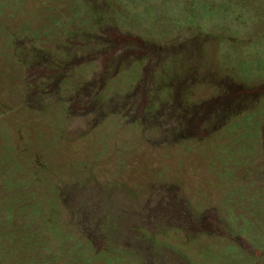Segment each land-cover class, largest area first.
<instances>
[{"label": "rangeland", "instance_id": "374dc122", "mask_svg": "<svg viewBox=\"0 0 264 264\" xmlns=\"http://www.w3.org/2000/svg\"><path fill=\"white\" fill-rule=\"evenodd\" d=\"M1 3L3 198L21 208L41 193L32 202L43 203L44 184H36L50 163L43 147L53 143L57 157L63 141L50 140L56 132L84 135L77 159L99 157L90 175L112 193L118 181L130 192L113 199L101 191L97 200L132 228L118 249L129 245V256L119 254L116 264H264V0ZM41 50L65 59L64 68L47 72L35 61ZM26 51L36 56L27 60ZM60 72L73 77L60 81L62 102L30 90L33 83L46 88L44 77ZM145 111L156 118L143 121ZM32 144L43 145L42 155L20 152ZM63 156L73 159L74 146ZM79 187L70 189L77 205ZM71 205L60 222L82 237ZM9 228L2 209L1 247ZM43 236L56 252L48 228ZM96 244L100 256L84 264L114 257ZM51 257L27 254L22 264H53Z\"/></svg>", "mask_w": 264, "mask_h": 264}, {"label": "trees", "instance_id": "16d2710c", "mask_svg": "<svg viewBox=\"0 0 264 264\" xmlns=\"http://www.w3.org/2000/svg\"><path fill=\"white\" fill-rule=\"evenodd\" d=\"M6 6L1 3L0 8ZM31 28V26H29ZM33 37L37 39L39 35L33 32ZM25 50H22L24 53ZM25 59L30 60L36 56V53L26 51ZM50 54V51H42L39 57H36L35 61L46 69L47 72L54 71L60 68V71L64 68L65 59H56L53 56L46 57ZM21 62V61H20ZM18 62L16 65H19ZM24 65V64H23ZM56 77L57 81H56ZM46 88L42 87L40 83H33L29 86L31 91H35L40 95H48L49 101L62 102L66 98L67 86L63 82L67 78H73L72 76H64L62 72L48 74L45 77ZM71 79H67L69 83ZM76 82L71 90H76ZM105 88H108L106 86ZM249 88V87H248ZM37 94V95H38ZM37 95H32L34 100H39L42 103L46 99H38ZM97 101H93L92 104H97ZM64 115H68L71 110L59 109ZM156 118L155 113L149 114L145 111L143 121ZM177 128L172 127L169 129V135L175 136L178 134ZM51 138V137H50ZM63 141L61 153L57 157L53 154V148L38 146L32 144V147H22L20 152L26 153L29 157L33 156V153L39 156L42 155V147L48 153L49 162L43 163L40 167V172L36 178V184H39L42 188L44 184L45 191L42 196L43 203H33L32 201H38L41 198V193L33 194L31 197L25 199L26 203H23L20 207H13L10 200L3 198L0 194V212L2 209L6 212L7 225L10 226L9 232L4 237L3 248L6 250V257L0 259L1 264H22L27 258V254L31 257L38 253L45 252L48 257H51L53 264H84L90 263L93 259L100 256L101 252L98 249L96 242L101 241L103 244V253H113L114 257L107 258L106 264H116L124 256H129L127 251L131 247L123 246L125 250L118 251L120 243L127 242V236L132 232V228L129 227L124 221V217L116 215L113 208L103 207L97 200L98 197L104 192L113 199H118L120 196L129 194V190H126L125 185L118 182L110 183V186L117 189L116 193H112L108 188L102 185L90 172L98 167V160L100 159H77L80 156L79 147L83 146L84 135L76 136L72 138L67 135L65 131L56 132L55 136L50 140L56 141L58 139ZM213 138V136H212ZM49 142V138L45 141V144ZM74 146L73 159H67V156H63L64 152H70ZM94 169V170H95ZM36 170H31L34 173ZM49 179H52L56 187L52 186ZM81 180L79 183L75 184ZM75 185H80L78 188L77 203L74 202L71 196L70 189ZM35 186V185H34ZM53 187V188H52ZM40 190V189H39ZM102 191V192H101ZM125 192V194H124ZM133 197V194H132ZM72 203L76 205L77 213L80 218L78 222L81 226L78 227L83 236H77L74 233V228L68 222H60V216L63 214L64 207H72ZM47 211V212H46ZM8 215V216H7ZM48 230L55 236L57 242L56 252L50 251L48 247V241L43 236L44 231ZM24 232H21V230ZM115 234V236L113 235ZM125 255L119 257V254ZM41 256V255H39ZM43 264H50L45 262Z\"/></svg>", "mask_w": 264, "mask_h": 264}]
</instances>
